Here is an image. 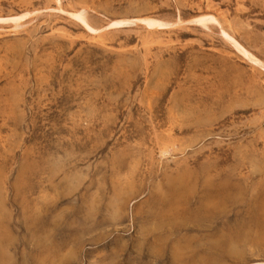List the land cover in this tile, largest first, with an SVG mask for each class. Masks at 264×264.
<instances>
[{"label": "rangeland", "instance_id": "1", "mask_svg": "<svg viewBox=\"0 0 264 264\" xmlns=\"http://www.w3.org/2000/svg\"><path fill=\"white\" fill-rule=\"evenodd\" d=\"M24 14L0 22V264H264V0H0Z\"/></svg>", "mask_w": 264, "mask_h": 264}, {"label": "bare ground", "instance_id": "2", "mask_svg": "<svg viewBox=\"0 0 264 264\" xmlns=\"http://www.w3.org/2000/svg\"><path fill=\"white\" fill-rule=\"evenodd\" d=\"M28 15L29 14H24V15L19 16V17H10V18L0 17V22L11 21V22H14L16 24H19V22L24 17H26ZM75 16L79 20H81L90 30H92L94 32L99 31V30L95 29L94 27H92L88 23V21L86 20L85 16L83 15V12L75 13ZM129 21L130 20H126V19L115 20V21H112L108 25V28L119 27V26H121V25H123V24H125V23H127ZM139 21L144 23L146 26H149L150 28L160 27V26L166 25V23H164L162 20L157 19L155 17H143V18H140ZM190 22L196 23V24H200V25H204V26L209 24V23H214V22L219 23L218 18L214 14H210V13L209 14H201L200 16H197V17L191 19ZM222 35L224 36V38L228 42H230L232 44L233 47L236 48V50L239 53L244 55L246 58H248L252 62H254L256 64H259V65L261 64L260 59L253 52H251L248 48H246L232 33L228 32L225 28H222Z\"/></svg>", "mask_w": 264, "mask_h": 264}]
</instances>
